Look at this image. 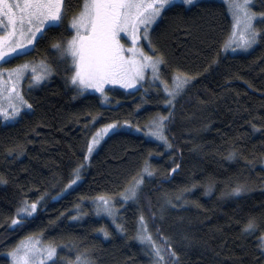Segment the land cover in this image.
I'll return each instance as SVG.
<instances>
[{
    "label": "trees",
    "instance_id": "trees-1",
    "mask_svg": "<svg viewBox=\"0 0 264 264\" xmlns=\"http://www.w3.org/2000/svg\"><path fill=\"white\" fill-rule=\"evenodd\" d=\"M66 4L61 27L6 63H22L25 57L44 60L53 73L31 92L32 107L22 118L0 119V264H11L7 253L27 236L55 245L56 264L75 261L85 249L93 264H156L135 239L141 213L157 245L164 244L158 231L170 239L179 264H264V131L252 127L264 126V39L250 52L225 53L232 22L226 4L218 0L166 12L150 34L167 61L163 78L171 85L172 74L180 69L194 79L171 108L163 103L167 96L159 83L130 92L110 89L106 105L99 95L78 93L67 83L71 62H59L50 48L61 36L74 34L68 20L83 0ZM253 8L264 12V0H254ZM170 112L171 149L124 129L109 135L85 162L91 135L104 124L129 120L143 127L157 114ZM233 150L237 155L229 159ZM145 161L154 174L144 177L138 200L116 204L124 234L96 214L91 200L116 198L138 178ZM78 164H85L81 180L64 190ZM175 164L180 167L173 173ZM210 181L215 186L208 192ZM243 183L248 190L241 195H221ZM185 188L190 193L182 194ZM24 201H36L38 210L13 228L11 221ZM252 217L258 230L246 232ZM102 226L110 236L98 231ZM165 264L173 261L165 256Z\"/></svg>",
    "mask_w": 264,
    "mask_h": 264
},
{
    "label": "snow or ice",
    "instance_id": "snow-or-ice-1",
    "mask_svg": "<svg viewBox=\"0 0 264 264\" xmlns=\"http://www.w3.org/2000/svg\"><path fill=\"white\" fill-rule=\"evenodd\" d=\"M193 3L194 0H83L79 11L68 20V30L73 31L74 34L69 38L61 36L51 44L50 48L56 53V60L71 62L74 71H71L66 80L78 93L94 88L103 94L105 84H118L125 88L139 90L144 84L149 83L146 73L150 72V81L162 85L163 92L167 96L163 103L171 108L176 98L186 90L194 78L177 69L172 74L171 85H169L161 71L162 66L167 67V61L164 54L152 44L149 29L163 19L164 13L182 10ZM229 7L233 20L230 35L234 39L225 43L224 51L228 53L230 49L233 52L241 49L247 52L264 39V27H258V24L264 23V12L254 11L250 0H229ZM68 10L69 5L66 4V0H0V30L3 31V35H0V64L17 55H24L27 46L34 47V41L47 38L49 31L61 27L68 15ZM121 33L127 34L128 45L122 42ZM144 41H147L156 55L145 52L141 46ZM29 68V63L17 65L12 69L0 68V85L5 83L3 77L7 75L12 80L9 91L19 101V106L10 103L11 111L0 105V116L4 120L15 121L22 118L21 109L32 107L16 89L17 82L24 78L25 71ZM52 71V65L41 60L37 66L31 67V73L34 74L33 82L40 83ZM13 76H15L14 80ZM171 116V112L167 116L157 114L143 127L139 124L133 125L129 120L123 122L114 120L104 124L92 133L87 144V152L91 154L105 136L116 134L118 130L124 129H128L129 134L140 133L152 137L157 142H162L166 149H171L172 143L167 135V125ZM252 127L255 131H264V126L253 125ZM236 155L237 152L233 150L229 153V159L235 158ZM86 161L87 157H85ZM84 166L85 164H78L73 169L74 178L68 181L64 190L72 188L81 180L80 171ZM261 166L264 167V162ZM179 167V164H175L170 171L174 173ZM153 174L151 164L145 161L138 178H135L131 185L116 198L109 195L92 198L91 202L96 206V214L110 218L116 230L127 234L126 225L118 223L123 217L120 215L121 209L117 208L116 204L118 200L125 203L137 201L144 177L150 178ZM214 186V182L210 181L206 191L211 192ZM192 187L194 188L195 185ZM247 190V183L237 184L230 192L221 195L239 196ZM190 191L191 189L185 188L182 194L190 193ZM36 210V201L22 202V206L17 209L16 217L11 221L13 228L24 223L20 219L21 216L31 217ZM76 210L79 216V205L76 206ZM78 216L72 219L77 220ZM137 219L135 239L149 250V256L156 261V264H165V256L173 261V264H179V253L172 247L170 239L162 236L158 231L157 235L161 236L164 244L157 245L148 229L145 216L141 213ZM244 227L246 232L258 230L256 219L249 218ZM98 231L105 237L111 235L104 226ZM34 239L21 242L8 253L13 264H30V258L36 259L37 264H56L58 259L56 246L49 244L40 247L32 242ZM261 240L264 241V236ZM261 247H264V244H261ZM68 264H93V261L90 259L88 250L85 249L84 252L77 254L75 261H68Z\"/></svg>",
    "mask_w": 264,
    "mask_h": 264
},
{
    "label": "rangeland",
    "instance_id": "rangeland-1",
    "mask_svg": "<svg viewBox=\"0 0 264 264\" xmlns=\"http://www.w3.org/2000/svg\"><path fill=\"white\" fill-rule=\"evenodd\" d=\"M198 1H201V0H194V3H196V2H198ZM218 1H221V2H223V3H225L226 4V6H227V10H228V12H229V15H230V17H231V22H232V24H233V20H232V13H231V9H230V7H229V0H218ZM193 3V4H194ZM250 5H251V7L253 8V6H254V0H250ZM253 10L254 11H256L254 8H253ZM257 12V11H256ZM156 24V23H155ZM155 24H153V26H152V28L154 27V25ZM152 28H150L149 29V38H150V34H151V29ZM232 33V25H231V32H230V34ZM0 35H3V31L2 30H0ZM39 35V34H38ZM232 39H234L231 35L229 36V39H228V41L227 42H229V41H231ZM121 40H122V42L124 43V44H126V45H128L129 44V39L127 38V34L126 33H121ZM35 43V41L33 42V44ZM143 48H144V50H145V52L147 53V54H149V55H153L152 53H151V48H150V45L147 43V41H144L143 43H142V45H141ZM28 47H30V46H27L26 47V49H28ZM233 47H235V45H233ZM256 47V46H255ZM254 47V48H255ZM253 48V49H254ZM25 49V50H26ZM252 50V49H251ZM251 50H248L247 52H250ZM247 52H245V51H243V50H241V49H237L236 51H231V49L228 51V53H231V54H235V53H247ZM11 59H13V58H10L9 60H11ZM8 60V61H9ZM24 61L25 62H20V63H18V62H13V63H10V64H6V62L5 63H2V64H0V68H4V69H12V68H15L17 65H20V64H24V63H29L30 64V68L28 69V70H26L25 71V74H24V78L23 79H21L19 82H17V84H16V89L23 95V97H24V99L25 100H27L28 101V103H30L31 104V102H30V100H29V95L31 94V92L32 91H35L36 89H38V87H40L44 82H46V81H48L49 79H50V77L52 76V73H53V71L50 73V75L49 76H47L44 80H42L40 83H34L33 82V73H31V67H35V66H37L38 65V63L40 62V61H34V60H31L30 58H28V57H25V59H24ZM73 71H74V68H73ZM150 76H151V73L150 72H147L146 73V79H149V83H146L145 84V88L146 87H149L150 85H151V81H150ZM13 80L15 79V76H13V78H12ZM3 80L5 81V83L3 84V85H0V105H2L5 109H7V110H9V111H11V107H10V103L11 104H16L17 106H19V101H18V99H16L15 97H14V94L11 92V91H9V89L11 88V84H12V80H10L9 78H8V76L7 75H5L4 77H3ZM116 88H118V89H122V90H124V91H126V92H130V91H134V90H136V89H129V88H125V87H123L122 85H113V84H105L104 85V93L102 94L98 89H94V88H88L86 91H84V92H81L82 94H86V93H92V94H97V95H99L100 97H101V99H102V101H103V103L104 104H106V105H109L110 103H111V101H110V99H111V96H112V93H111V90L110 89H116ZM105 94H106V96H107V98L105 99ZM11 98V99H10ZM27 111H30V109H24V108H22L21 109V115L24 113V112H27ZM0 119L1 120H3V122H5V123H8V122H13L12 120H4L3 119V117L2 116H0ZM109 136V135H108ZM108 136H105L102 140H101V143L108 137ZM147 137V136H146ZM148 138H152V137H148ZM154 139V138H153ZM100 143V144H101ZM100 146V145H99ZM99 146H97L96 147V149L93 151V152H95L97 149H98V147ZM92 152V153H93ZM91 153V154H92ZM91 154H88V152H87V158H89V156L91 155ZM79 182V181H78ZM77 182V183H78ZM75 186V185H74ZM73 186V187H74ZM72 187V188H73ZM71 189V188H70ZM70 189H68V190H70ZM67 190V191H68ZM66 191V192H67ZM65 192V193H66ZM64 194V193H63ZM62 194V195H63ZM62 195H59V198L62 196ZM58 199V198H57ZM28 203H31V202H28ZM22 206V204L19 206V207H21ZM18 207V208H19ZM38 207H39V204L37 203V210H38ZM96 207V206H95ZM117 207V206H116ZM17 208V209H18ZM37 210H36V212H37ZM36 212L33 214V215H35L36 214ZM16 215H17V210H16V214H15V217H16ZM32 215V216H33ZM100 216H103V215H100ZM105 217V216H104ZM23 218H26V217H24V216H21L20 217V219H22L23 220ZM105 218H107V217H105ZM108 220H110V218H107ZM32 238H35L32 242L33 243H37V246H40V247H42V246H44V245H49L50 243H48V242H46V241H44L40 236H27V237H24L22 240H20V242L18 243V245L19 244H21V242H28L29 240H32ZM263 244H264V241H263ZM52 245V244H51ZM55 246V245H54ZM17 247V246H16ZM57 248V247H56ZM263 249H264V247H263ZM9 253V252H8ZM8 253H7V256L10 258V256L8 255ZM10 260H11V264H13V261H12V259L10 258ZM155 263H156V261H155ZM30 264H37V260L36 259H31L30 258Z\"/></svg>",
    "mask_w": 264,
    "mask_h": 264
}]
</instances>
